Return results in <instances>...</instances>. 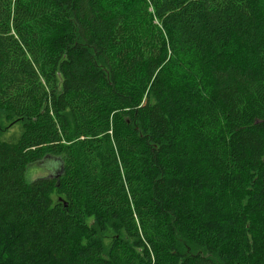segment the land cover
Segmentation results:
<instances>
[{"label":"trees","instance_id":"obj_1","mask_svg":"<svg viewBox=\"0 0 264 264\" xmlns=\"http://www.w3.org/2000/svg\"><path fill=\"white\" fill-rule=\"evenodd\" d=\"M0 112V264H264L261 0H0Z\"/></svg>","mask_w":264,"mask_h":264},{"label":"rangeland","instance_id":"obj_2","mask_svg":"<svg viewBox=\"0 0 264 264\" xmlns=\"http://www.w3.org/2000/svg\"><path fill=\"white\" fill-rule=\"evenodd\" d=\"M264 9V0H261ZM22 131L21 122L8 114L0 112V140L15 141ZM60 164L55 159H45L38 163L28 166L26 176L28 179L37 177L54 176L59 173ZM112 234L106 231L103 236V242L107 246L110 243Z\"/></svg>","mask_w":264,"mask_h":264}]
</instances>
